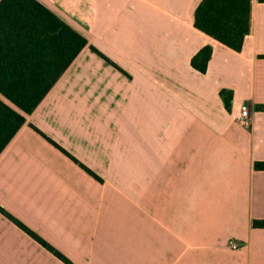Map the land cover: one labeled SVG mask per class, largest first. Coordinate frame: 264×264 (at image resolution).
Masks as SVG:
<instances>
[{
	"label": "crops",
	"instance_id": "crops-1",
	"mask_svg": "<svg viewBox=\"0 0 264 264\" xmlns=\"http://www.w3.org/2000/svg\"><path fill=\"white\" fill-rule=\"evenodd\" d=\"M38 1L87 45L0 153V207L74 264H264V2L235 51L202 0ZM0 264L66 263L0 211Z\"/></svg>",
	"mask_w": 264,
	"mask_h": 264
},
{
	"label": "trees",
	"instance_id": "trees-1",
	"mask_svg": "<svg viewBox=\"0 0 264 264\" xmlns=\"http://www.w3.org/2000/svg\"><path fill=\"white\" fill-rule=\"evenodd\" d=\"M194 26L240 51L251 30V0H202L194 11ZM86 45L85 37L38 0H0V153ZM212 53L211 45L202 46L191 66L204 73ZM219 94L230 110L233 92L221 89ZM257 108L264 110V105ZM254 168L264 170V161H256ZM0 211L63 262L74 264L1 207ZM252 225L264 228V220Z\"/></svg>",
	"mask_w": 264,
	"mask_h": 264
},
{
	"label": "built area",
	"instance_id": "built-area-1",
	"mask_svg": "<svg viewBox=\"0 0 264 264\" xmlns=\"http://www.w3.org/2000/svg\"><path fill=\"white\" fill-rule=\"evenodd\" d=\"M238 121L244 126H250L252 122V114L251 110L248 108L247 105H243L240 107ZM229 246L232 249H237L240 246V243L234 239H229Z\"/></svg>",
	"mask_w": 264,
	"mask_h": 264
}]
</instances>
